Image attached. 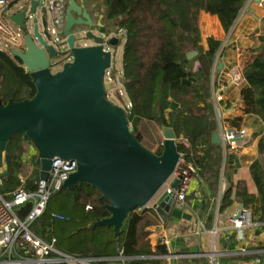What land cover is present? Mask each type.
Returning a JSON list of instances; mask_svg holds the SVG:
<instances>
[{
    "label": "trees",
    "instance_id": "obj_1",
    "mask_svg": "<svg viewBox=\"0 0 264 264\" xmlns=\"http://www.w3.org/2000/svg\"><path fill=\"white\" fill-rule=\"evenodd\" d=\"M246 0H106V18L114 20L123 31L122 81L130 107L126 106L129 123L136 139L138 125L142 121L160 127L173 128L176 138L185 140L179 151L189 159L196 153L198 176L213 186L212 180L219 175L221 146L212 143V134L217 129L215 110L211 100L210 77L219 41L208 38V49L200 45L198 15L204 11L216 15L225 31L235 22ZM263 44L246 63L243 78L246 82L240 90L242 115L257 116L264 124V35ZM201 63L199 73H191L187 65L193 55ZM35 93V86L21 62L0 50V100L21 101ZM170 101L179 107L170 111ZM222 101V99H221ZM160 114L157 117V114ZM241 116L226 118L228 128L240 130ZM200 141L204 148H198ZM26 142L21 134L15 135L5 148L8 174L3 176L2 192H10L21 184L19 176L23 166L22 145ZM30 144V143H29ZM151 150L149 147L144 145ZM161 147L154 151L160 154ZM258 152L264 155V132L258 140ZM221 161V160H220ZM36 163L33 178L24 180L26 189H33L39 176ZM35 165V164H34ZM258 196L238 192L243 205L253 207L257 221L264 222V171L259 161L250 166ZM230 190L224 192L220 210L230 205ZM58 198L62 205L56 206ZM53 200V201H52ZM108 201L100 200V194L88 184H76L71 190L54 192L47 202L43 215L32 226L40 238L56 239L57 248L69 255L114 259L122 251L121 261L112 264H162L160 255L167 250L156 244L152 249L154 232L148 227L156 224L153 208L132 212L126 219L118 238L111 227L91 225L109 213ZM25 204L17 210L23 218L29 210ZM98 264H107L99 261Z\"/></svg>",
    "mask_w": 264,
    "mask_h": 264
},
{
    "label": "water",
    "instance_id": "obj_2",
    "mask_svg": "<svg viewBox=\"0 0 264 264\" xmlns=\"http://www.w3.org/2000/svg\"><path fill=\"white\" fill-rule=\"evenodd\" d=\"M67 2L60 34L65 37L71 60L56 72L51 71L56 64L52 60L59 53L47 30V16L42 15L43 34L34 18L32 35L23 24L29 9L11 17V21L24 29L21 48L11 49L10 54L29 74L35 93L21 101L3 103L0 100V167L8 142L17 134L36 150L40 179L47 178L52 159L75 160L76 170L64 181L61 190H71L76 184L93 187L100 194V200L108 201L105 209L109 215L91 227H111L114 237L118 238L128 216L136 209L150 207L153 198L170 181L180 156V142L173 128L166 126L162 127L160 154L136 139L125 109L107 98V93L114 89L112 83L104 80L112 66V52L103 49V38L90 29L89 15L83 12L82 17L76 18L78 6L74 0ZM38 5L43 14L45 9L39 0L31 1L30 12L34 13ZM76 24L88 27L76 31ZM77 33H82L83 39L92 40L94 45L76 46ZM109 42L113 47L119 44L118 39ZM211 141L220 144L217 131ZM7 174L6 169L0 176ZM171 187L177 189L178 179L171 182ZM172 204L171 194L155 206L162 222L166 221ZM190 252L197 253V250Z\"/></svg>",
    "mask_w": 264,
    "mask_h": 264
},
{
    "label": "crops",
    "instance_id": "obj_3",
    "mask_svg": "<svg viewBox=\"0 0 264 264\" xmlns=\"http://www.w3.org/2000/svg\"><path fill=\"white\" fill-rule=\"evenodd\" d=\"M198 28L203 51L208 49V38L220 42L210 77L218 131L219 121L225 125L226 118L242 115L240 90L246 84L243 69L263 44L264 12L253 0H246L233 25L225 31L216 15L200 11ZM190 54L193 56L187 69L191 73L201 72V63L195 59L197 53ZM218 97L222 101L217 100ZM178 107V103L170 101L164 115L167 117L170 111ZM240 127L244 135L235 140L234 147L224 149L220 141L221 163L218 178L211 179L213 186L197 177L191 184L192 193L183 207L172 204L165 222L155 212L156 224L148 227V230L154 232L152 249L158 243L167 250L165 255L158 256L162 264H264V222L257 221L253 215L255 225L247 228L244 238L239 240L229 220L241 208H247L253 214V207L243 205L238 192L244 190L249 195L258 196L250 166L256 160L261 164L260 157L263 156L257 147L264 132L263 122L257 116L242 115ZM177 140L186 143L181 138ZM204 146L203 141L197 145L198 148ZM191 156L193 160H190L197 167L199 157L196 153ZM173 180L167 184L171 186ZM226 190H230V205L220 210ZM162 194L163 190L154 197L148 208L154 209L163 200ZM192 249H196L197 253H191Z\"/></svg>",
    "mask_w": 264,
    "mask_h": 264
},
{
    "label": "built area",
    "instance_id": "obj_4",
    "mask_svg": "<svg viewBox=\"0 0 264 264\" xmlns=\"http://www.w3.org/2000/svg\"><path fill=\"white\" fill-rule=\"evenodd\" d=\"M16 1L0 0V50L8 54H10L11 49H20L22 46V29L24 27L22 28L11 21L16 25V30H14L4 19ZM31 1H27L28 6H30ZM253 1L264 12V0ZM39 2L45 9L42 15L47 16V14H50L51 16L53 24L51 32L57 35L60 34L65 17L64 0H39ZM25 8L29 9L25 6H19L17 11L10 14V20L13 15ZM37 8H40V6L38 5ZM29 17L28 14L24 17L23 24L25 28L26 18ZM70 60L71 58H67V61ZM217 100H221V97H218ZM128 107H130V104ZM217 132L224 149L234 147L235 140L242 138L244 135L242 130L228 128L222 121H219ZM29 147V153L22 156L23 162L28 160L30 162L31 155L34 153L36 155L35 162L39 163L36 150L32 148L31 151V145ZM76 167L75 160L54 158L51 161L46 179H40L38 176L33 189H26L24 180H21V184L10 192H2L3 177L0 176V264H98L99 261L112 264L114 261L124 259L121 250L119 256L114 259L72 256L57 248L55 238L45 240L33 232L32 226L43 215L49 197L61 189L64 181L71 173L75 172ZM6 169L7 165L4 159L0 167V175ZM197 177L199 176L196 165L184 152L180 151L178 162L171 177V179H178V187L173 189L166 183L167 185L165 184L161 189L163 190L162 195L165 197L172 194L173 204L179 208L183 207L187 197L192 193L191 184ZM25 204L30 205L29 210L23 218H20L17 215V210ZM144 209H136L135 211L141 212ZM237 213L238 218H235ZM237 213L232 215L229 220L232 223L236 237L240 240L244 238L245 230L255 225V220L251 210L247 208H241Z\"/></svg>",
    "mask_w": 264,
    "mask_h": 264
},
{
    "label": "rangeland",
    "instance_id": "obj_5",
    "mask_svg": "<svg viewBox=\"0 0 264 264\" xmlns=\"http://www.w3.org/2000/svg\"><path fill=\"white\" fill-rule=\"evenodd\" d=\"M27 1L28 0H17L16 3H14V5L11 6V9L5 15L4 19L9 26H11L14 30H16V25H14L10 20V14L17 11L19 6L28 7L30 17L27 19V23H26L27 32L31 35L33 34L34 18H37L38 30L41 34H43L44 28L42 26V21H41L42 20L41 10H40V8H37L34 13H31L30 12V6H28ZM96 1L99 3L98 4L99 7L101 6V8H103L104 14H105V17L103 18V23L106 24L107 29H105L103 32L104 33H110V31H111V32H113V34L116 33V31L118 32L119 27L117 26L116 22L114 20H108L106 18V5L104 6V4H100V3H102V1H105V0H96ZM47 27H48V30L51 34V38L53 39L55 44L60 47V50H61L60 51L61 53H59L58 58L52 60V63L54 62L56 64L51 67V71L56 72V71L61 69L63 61L66 59V58L64 59L62 57V55L64 53H68V48H67V45L65 43V37L62 34L57 35V34H53L51 32V30L53 28V24H52V19H51L50 14L49 15L47 14ZM93 33L97 34V30L94 29ZM117 34L120 35V37H121L120 43L118 46L110 49V51L113 54L112 66L107 71V73L105 74L104 80H105V82H110L114 85V89L107 93L108 100L110 102H112L113 104L122 106L124 109H126V106H129V104H128L127 97L125 95L123 81H122V62H121L124 35H123V31H121ZM76 38H77V40L75 42L76 46H83L85 44H90V42L88 40L83 39L82 33H77ZM138 129H139L138 136H139L140 140L142 141V143L144 145L149 147L152 152L156 151L160 147V145H162L163 135H162V131H161L160 127H158L157 125H155L153 123L142 121L138 125ZM30 145L31 144H29V143H26V144L24 143L22 145V149H23L22 156L24 154L29 153V148H30L29 146ZM32 148H33V146L31 145V151H32ZM220 160L221 159H219L218 163L220 162ZM35 161H36V155L33 153L31 155L30 162L28 160V161L23 163V166H22L20 173H19L21 180H26V178L29 179V178L34 177V175L36 174L35 173V170H36ZM260 162H261V167L264 171V155L260 157ZM53 202L56 206L62 205L61 201L58 198L54 199ZM151 203H150V206H151Z\"/></svg>",
    "mask_w": 264,
    "mask_h": 264
},
{
    "label": "flooded vegetation",
    "instance_id": "obj_6",
    "mask_svg": "<svg viewBox=\"0 0 264 264\" xmlns=\"http://www.w3.org/2000/svg\"><path fill=\"white\" fill-rule=\"evenodd\" d=\"M74 2L79 8V13H76V12L74 13L75 17L76 18L78 16L82 17L83 12H86L89 15L91 22H92V27H90V29L92 30V32L94 29H96L97 30L96 35L103 38L102 47L104 50H110L111 48H114L113 46L110 45V42H109L110 40L118 39L119 43H120L121 37L117 33L121 32V30H119L118 32L116 31V33H114V34L111 31H110V33H104L103 32L105 29H107L106 24L103 23V18L105 17V14H104L103 8H101V6L99 7V5H98L99 3L96 0H74ZM105 2H106V0L102 1V3H100V4H104V6H105ZM67 6H68V2H67V0H64V13H66ZM87 27L88 26H86L84 24H76L74 26V29L76 31H80L81 29H87ZM88 41L90 42V44H85V46L94 45V42L92 40H88ZM56 47H57V52L61 53L60 47L57 45H56ZM62 57L64 59L66 58L63 61V63L67 61V58H71L69 50H68V53H64L62 55Z\"/></svg>",
    "mask_w": 264,
    "mask_h": 264
}]
</instances>
